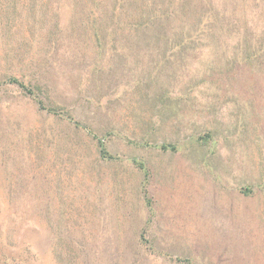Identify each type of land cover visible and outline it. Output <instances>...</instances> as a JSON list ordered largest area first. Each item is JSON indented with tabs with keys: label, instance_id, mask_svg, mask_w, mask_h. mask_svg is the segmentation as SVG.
Listing matches in <instances>:
<instances>
[{
	"label": "rangeland",
	"instance_id": "374dc122",
	"mask_svg": "<svg viewBox=\"0 0 264 264\" xmlns=\"http://www.w3.org/2000/svg\"><path fill=\"white\" fill-rule=\"evenodd\" d=\"M0 264H264V0H0Z\"/></svg>",
	"mask_w": 264,
	"mask_h": 264
},
{
	"label": "trees",
	"instance_id": "16d2710c",
	"mask_svg": "<svg viewBox=\"0 0 264 264\" xmlns=\"http://www.w3.org/2000/svg\"><path fill=\"white\" fill-rule=\"evenodd\" d=\"M10 82L11 83H17L16 80H13V79L10 80ZM99 147H100L101 155L103 156V154H105V151H104L102 144H99ZM167 148L173 149V146H164V145L160 146V149H162V150H165ZM140 167L142 168V165Z\"/></svg>",
	"mask_w": 264,
	"mask_h": 264
}]
</instances>
